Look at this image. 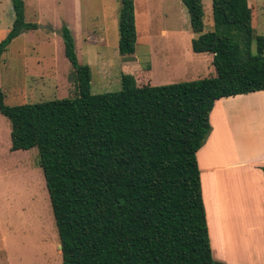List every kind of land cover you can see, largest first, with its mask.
<instances>
[{
  "label": "trees",
  "instance_id": "obj_1",
  "mask_svg": "<svg viewBox=\"0 0 264 264\" xmlns=\"http://www.w3.org/2000/svg\"><path fill=\"white\" fill-rule=\"evenodd\" d=\"M183 2L199 35L192 48L213 55L216 75L151 85L123 73L121 89L93 93L91 66L65 25L75 97L10 105L0 89L11 150L39 149L62 264H227L213 257L198 151L218 99L264 90V35H254L249 0H213L207 31L203 1ZM13 7L0 62L14 39L39 28L26 20L24 0ZM119 30L120 54L134 55L135 0H122Z\"/></svg>",
  "mask_w": 264,
  "mask_h": 264
},
{
  "label": "rangeland",
  "instance_id": "obj_2",
  "mask_svg": "<svg viewBox=\"0 0 264 264\" xmlns=\"http://www.w3.org/2000/svg\"><path fill=\"white\" fill-rule=\"evenodd\" d=\"M24 1L26 20L37 22L39 28L27 29L2 56L0 89L10 105L76 96L74 69L65 55V25L75 38L80 62L91 66L93 93L121 89L123 73H133L139 84L151 85L216 75L213 55L192 48L199 35L192 29L183 0H135L138 41L132 56H122L119 51L122 0ZM202 1L205 30H212L213 0ZM250 2L255 8L254 35H263L264 0ZM14 20L13 0H0V41ZM253 43L256 53V40ZM39 156L37 147L11 150V121L0 113V264H62L60 236ZM258 199L259 205L256 200L246 210L242 203L236 213L239 219L231 221L234 227L239 226L241 215H245L252 229L258 225L257 233L264 240V192ZM230 242L236 247L226 246L229 252L224 254L229 261L243 258L244 249L254 255L251 239L250 243L234 238Z\"/></svg>",
  "mask_w": 264,
  "mask_h": 264
},
{
  "label": "crops",
  "instance_id": "obj_3",
  "mask_svg": "<svg viewBox=\"0 0 264 264\" xmlns=\"http://www.w3.org/2000/svg\"><path fill=\"white\" fill-rule=\"evenodd\" d=\"M249 4L254 15L250 0ZM210 121L212 130L198 151V161L213 256L227 264H250L241 259L264 260L258 225L252 229L245 215L240 217V227L231 221L239 219L236 213L242 203L245 210L256 200L259 205L258 198L264 192V90L218 99ZM231 238L239 243L243 239L250 243L251 239L254 255L244 249L243 258L229 261L225 250L236 247Z\"/></svg>",
  "mask_w": 264,
  "mask_h": 264
},
{
  "label": "water",
  "instance_id": "obj_4",
  "mask_svg": "<svg viewBox=\"0 0 264 264\" xmlns=\"http://www.w3.org/2000/svg\"><path fill=\"white\" fill-rule=\"evenodd\" d=\"M42 28H46V29H53L51 26H44V25H42L41 26ZM60 248H61V250H62V248H63V246H62V244L60 245Z\"/></svg>",
  "mask_w": 264,
  "mask_h": 264
}]
</instances>
